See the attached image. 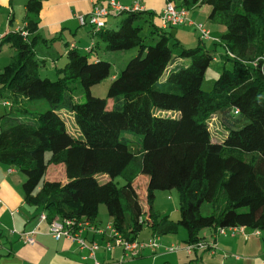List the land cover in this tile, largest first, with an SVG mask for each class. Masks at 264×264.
Wrapping results in <instances>:
<instances>
[{"label": "trees", "instance_id": "16d2710c", "mask_svg": "<svg viewBox=\"0 0 264 264\" xmlns=\"http://www.w3.org/2000/svg\"><path fill=\"white\" fill-rule=\"evenodd\" d=\"M44 1L27 0L22 29L0 38L13 50L0 69V98L9 106L0 115V164L24 175V201L48 224L94 225L103 204L128 241L144 227L157 238L183 227L187 244L199 243L206 228L264 231V0H170L188 12L206 4L207 21L224 27L216 43L231 67L223 63L210 91L202 82L215 51L200 36L184 47L146 9L121 11L124 18L95 32L98 48L73 45L56 77H41L34 47L48 41L37 32ZM132 48L137 53L112 75L106 95H93L91 87L110 76L103 56ZM213 121L224 131L220 140L212 138ZM51 164L61 165L60 177L45 176ZM172 189L177 219L155 207L156 192Z\"/></svg>", "mask_w": 264, "mask_h": 264}, {"label": "crops", "instance_id": "0c3cea01", "mask_svg": "<svg viewBox=\"0 0 264 264\" xmlns=\"http://www.w3.org/2000/svg\"><path fill=\"white\" fill-rule=\"evenodd\" d=\"M15 1L0 0V38L9 31L22 29L24 25L25 3L22 9L16 10ZM108 1L46 0L42 3L37 18V32L48 41L36 44L34 47L35 56L41 63L40 70L42 68V71L44 70L50 76L56 75L57 67L62 66L66 61L68 49L73 45L83 52L91 47L95 48L97 40L95 32L98 30L90 24L89 13L93 5H105ZM115 1L123 7H132L136 2V0ZM164 2L165 0H138L140 9L155 11L157 15L154 22L159 26L158 15L162 12ZM209 12L210 7L202 4L190 10L187 17L194 23L205 24L210 31V37L205 40L212 43L208 49L218 52L216 41L224 27L209 23L207 21ZM120 14L121 11L111 8L105 26L115 25L118 22L117 16ZM80 16L85 17L84 23H80ZM211 25L218 33L212 31ZM186 26L189 33L196 34L199 38L198 32L192 25ZM183 38L187 42L191 41L189 34L184 35ZM178 39L182 42V38ZM12 54L13 50L10 46L2 52L0 45V69L9 61ZM213 61L221 60L215 57ZM23 181L24 175L16 168L0 164V199L2 201L0 204V264H93L89 250L80 247L74 239L65 236L59 239L52 237L47 221L40 219L42 210L24 201ZM177 211L178 209L174 208L169 215L172 217ZM110 223L109 217L106 228H102L95 221L94 225L90 224L94 226V229L86 227L81 231V237L84 240L88 243L96 242L99 245L94 252V257L104 264H264V231L240 226L217 233L213 229L206 228L200 232L201 245L197 243L190 252H186L184 248L175 252H165L163 247L170 244H178L182 247L187 245L186 231H183V227H179L176 233L158 237L159 248L146 246L132 256L126 255L124 248L120 245L109 249L103 247L105 242L112 238L107 229ZM100 229L103 231L100 232ZM143 229L135 240L146 241L154 236L148 227ZM30 231H34V242L24 243L21 234Z\"/></svg>", "mask_w": 264, "mask_h": 264}, {"label": "rangeland", "instance_id": "374dc122", "mask_svg": "<svg viewBox=\"0 0 264 264\" xmlns=\"http://www.w3.org/2000/svg\"><path fill=\"white\" fill-rule=\"evenodd\" d=\"M25 1H27V0H16L15 1L16 10L22 9ZM127 8H130V7H125V10H128ZM22 12H23V10L21 11V14H22ZM17 16H18V13H17ZM125 16H126L125 13L118 15L117 16L118 22L122 18H124ZM110 20H111V18H110ZM186 25L187 24L180 26V27L169 28V31L176 38H180V39L182 38L181 40H182V44L184 45V47H193L197 44V41L199 38L196 34L189 33L188 32L189 29L187 28ZM211 28H212V31L214 33H218V31H216V30L214 31V28L212 25H211ZM186 34H189L191 41L187 42L184 40L183 36ZM204 41L206 43L207 49L209 46H212V43L209 40H204ZM217 47L219 50H218V52H215L216 57L218 58V60H221V61H218V62L211 61L210 62V65L208 66V68L205 72L204 79L202 82V89L205 91L211 90L212 84H213L214 80L217 78L220 71L222 70L224 62H225L224 66L226 68L231 67V62L225 61L224 57L221 56V53H223V51H224L223 47H221L220 45H218ZM7 49H8V46L6 44L1 45L2 52L6 51ZM136 53H137L136 48H132L129 50H124V51H109V52H107L103 56V58H105L106 60H108L111 63L110 76L105 78L104 80H102L100 83L93 85L91 87L92 94L95 96H105L107 93V88H108L109 82L112 78V75L117 74L125 66L127 60L129 58H131L132 56H134ZM58 58H60V57H58ZM90 58H93V52L90 54ZM64 63H65V61H64ZM40 76L41 77L46 76V77L51 78V79H54L56 77L55 74L51 75V76H50V74L49 75L46 74L44 72V70L42 71V68L40 70ZM74 86H75V88L73 90L74 97L77 100L82 101L83 95H82L80 88L78 87L77 83H75ZM42 105H45V104L43 103ZM8 109H9V106L7 104H5L3 102V100L0 98V115L4 114L6 111H8ZM211 129L213 130V132H212L213 137L212 138L214 140H220L223 137L224 131L216 121L212 122ZM135 136H140V135H135ZM60 173H61V165L51 164L48 166L47 173L45 176H47V178L58 177V176L60 177ZM115 181L117 182L118 185H121L123 183V180L120 177H117L115 179ZM138 181L139 182L136 183L137 192L139 193L140 197H144V193H143V189H142L143 188L142 182L140 180H138ZM155 195H156L155 196V198H156L155 199V207L158 210H161L162 212L164 211V213H166V214H171V212L174 211V208L176 210L178 209L177 208L178 207V198H177V193H176L175 189L157 191ZM171 204H173V205H171ZM210 210L211 209H210L209 203L204 202L201 206V213L202 214H208L210 212ZM177 215H178V211L175 215L172 216V218L173 219L178 218V217H176ZM108 219H109V216L107 214L105 205L100 204L99 208H98V216H97L96 222L99 223L102 228H106V226L108 224ZM183 231H185V230L183 229Z\"/></svg>", "mask_w": 264, "mask_h": 264}, {"label": "built area", "instance_id": "2783aa9c", "mask_svg": "<svg viewBox=\"0 0 264 264\" xmlns=\"http://www.w3.org/2000/svg\"><path fill=\"white\" fill-rule=\"evenodd\" d=\"M166 3L162 9V12L158 15L159 16V24L161 27L171 26V27H180L185 24L192 25L195 30L198 32L200 38L202 39H208L210 37V31L209 29L204 25V23H194L191 20L188 19V11L183 8H176L174 3L170 0H165ZM123 11L125 10V7L120 5L115 0H109L108 3L105 5H93L92 9L89 13V22L90 24L96 29L99 30L103 28L106 24V18L110 13V9ZM130 8L133 9H140L138 0L134 3V5ZM129 9V8H127ZM141 10V9H140ZM80 23L85 22V17L80 16ZM21 30V29H20ZM21 34L23 37L27 36V32L22 30ZM2 203L0 199V204ZM40 219L45 220V214H40ZM73 227H78L77 229L73 230ZM90 227L91 229H94V226H91L88 222H76L73 219H53L48 224L49 233L54 237L55 239H59L62 236H65L70 239H74L76 242L79 243L80 247L87 248L89 250L90 256L93 258V264H104L99 262L94 257V252L98 248V244L96 242L88 243L86 240H84L83 237H81V231L86 228ZM98 229V228H97ZM107 229L110 231L111 234V240L105 242L103 247L105 248H111L116 245H120L124 248L126 255H135L137 254L140 249L148 246L153 248H159L160 243L158 242L157 237H151L147 239L146 241H128L123 239L117 231H115L110 225L107 227ZM226 229H234V227H220L217 229V233H222ZM100 232L103 231L102 229L99 230ZM34 231L30 232H23L21 234L22 241L24 243H33L34 237H33ZM196 244H187L185 247H183L186 252H190L192 248ZM201 245V243H199ZM165 252H175L181 249V247L177 244H170L163 247Z\"/></svg>", "mask_w": 264, "mask_h": 264}]
</instances>
